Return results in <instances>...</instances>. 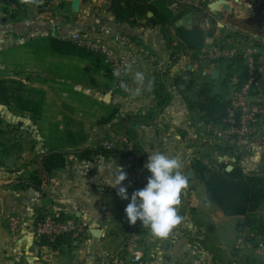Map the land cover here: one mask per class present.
I'll use <instances>...</instances> for the list:
<instances>
[{
    "label": "crops",
    "instance_id": "obj_1",
    "mask_svg": "<svg viewBox=\"0 0 264 264\" xmlns=\"http://www.w3.org/2000/svg\"><path fill=\"white\" fill-rule=\"evenodd\" d=\"M57 1L29 5L25 16L18 20L3 13L0 47L50 35L73 40L74 35L81 34L93 40L103 30L111 29L139 39L152 58L141 52L131 57L127 70L128 91L117 90L115 82L101 79L108 72L102 58L86 60V99L92 104L86 116L92 112L91 122L97 120L95 125L86 121V130L82 127L80 132L61 125L62 119H59V130L36 132L34 145L30 150L24 145L20 159L5 158L0 153V264H104L108 252L122 247L131 227L140 234L144 264H246L237 256L235 248L245 217H227L210 202L205 184L193 165L197 160L210 164L214 158L222 157L226 164L247 175L264 177V116L258 136L244 151H238L232 142L220 141L215 136L214 130L221 124L207 123L205 112L198 105L204 89L209 90L211 97L225 95L230 101L238 88L239 72L233 69L236 76L229 78L230 59L212 61L209 57L211 52L229 49L227 45L220 47L226 35L233 45L229 49L235 53L233 58H243L247 49L258 50L260 80L264 77V0H157L154 3L159 12L165 9L174 17L180 16L165 28L156 22L152 27L147 19L135 23L131 18L132 26L122 24L106 0H87L82 5L83 14L72 11L71 0H63L65 9H60ZM178 28L204 32L203 49H188L177 36ZM107 41L118 54L127 52L110 39ZM48 60L53 64L62 62L67 67L85 62L51 55ZM204 63L209 64V70L220 72L218 80L205 78ZM138 74L142 79H138ZM109 93L112 97L107 103ZM254 94V99L264 106V91L259 88ZM165 100L167 104L160 107ZM128 131L134 133L133 142L128 140ZM70 136L73 140L67 142ZM58 138L65 141L59 142ZM104 143H114L127 151H132L134 144L139 146L145 185L150 175L145 165L153 152L180 158L181 171L188 178L178 206L183 220L168 237H153L140 221L130 224L125 214L130 200H122L118 190L108 184L123 169L127 174L123 186L131 197L136 191L132 172L134 154L124 158L99 156L92 161L80 160L75 155L76 150L93 149ZM207 144L214 148L215 156L199 159ZM52 150L68 153V166L49 177L41 161ZM34 171L42 175L41 191L16 187ZM46 199L52 201L51 207L43 206ZM46 212H56L62 219L82 223L86 233L71 246L52 251L35 235L36 223ZM255 216L264 220V202ZM12 219L17 222L15 229L11 226ZM96 231H100L99 237L94 235ZM245 252L252 256L248 264H264V240H255L253 250Z\"/></svg>",
    "mask_w": 264,
    "mask_h": 264
},
{
    "label": "trees",
    "instance_id": "obj_2",
    "mask_svg": "<svg viewBox=\"0 0 264 264\" xmlns=\"http://www.w3.org/2000/svg\"><path fill=\"white\" fill-rule=\"evenodd\" d=\"M45 0H0V3L7 5L15 4L17 8L13 12H9L8 8L4 9V13L10 16L12 20H18L25 16L29 5H35ZM110 4L112 12L117 19L130 16L136 23L139 20H146L149 12L154 13L156 25H163L165 28L180 16L174 17L171 12L163 9L158 11L155 3L148 0H106ZM66 3L63 2L59 6L65 9ZM177 36L183 41L186 47L193 51H200L205 45L204 32L199 29L178 28ZM131 37V36H130ZM136 39L135 37H132ZM42 52L60 58H76L81 61L97 60L103 57L98 53L82 48L73 40H63L57 35H50L46 38L37 40ZM104 63V60H103ZM228 69L230 71L229 78L236 76L232 71L237 70L239 82L237 87H241L247 79V70L242 57L232 58L229 61ZM20 88L8 87L4 82L0 81V106L11 108L16 105L19 109L27 108L34 115L40 117L44 106V98L35 99L26 96L25 92L28 88L19 83ZM24 93V94H23ZM198 101L199 107L205 112L204 119L209 124H222L227 116L229 101L225 95L211 97L209 90L204 89ZM167 104L165 100L159 106L164 107ZM26 110V109H25ZM33 117V116H32ZM4 122L0 120V148L5 158L20 156L24 153V145L16 138L8 136L4 131ZM130 142L134 141V133L127 132ZM72 136L67 137L66 141H72ZM75 140V139H74ZM59 142L65 141L64 138L57 139ZM75 155L80 160L92 161L95 157L105 158H124L132 154L142 153L138 145H133L132 151L119 149L108 150L103 144L93 149H85L83 151H75ZM68 153L52 150L42 158L43 171L51 177L54 172L64 169L68 166ZM196 175L205 184L208 200L216 204L227 217H245L244 227L248 228L252 233L264 235V220H258L255 213L261 208L264 202V177L250 176L245 174L241 169L235 168L232 172H226V165L205 164L197 160L193 165ZM44 181L40 171H34L23 183L17 185L22 190L33 189L41 191ZM79 237L74 234L62 236L57 239L55 244H49L43 240V246L52 249L54 252L60 251L62 246H71L74 240ZM255 238L251 237L253 241Z\"/></svg>",
    "mask_w": 264,
    "mask_h": 264
},
{
    "label": "built area",
    "instance_id": "obj_3",
    "mask_svg": "<svg viewBox=\"0 0 264 264\" xmlns=\"http://www.w3.org/2000/svg\"><path fill=\"white\" fill-rule=\"evenodd\" d=\"M148 1L154 3L157 0ZM5 8H8L9 12H13L17 6L0 3V24ZM108 39L126 49L127 52L123 55L118 54L109 46ZM73 41L82 48L98 53L103 57L105 67L114 78L117 90H129L127 70L131 57L135 53L141 52L152 58L150 53L142 48L139 39H134L111 29L103 30L100 36L93 40L87 39L86 35H74ZM234 55L233 50L226 48L211 52L209 57L212 61H217L231 59ZM257 56L258 50L256 48L247 49L243 53L247 79L241 87L233 92L229 101L227 116L221 126L214 130L215 136L220 141L232 142L233 147L238 151H244L249 143L258 136L259 124L264 116V106L254 99V93L259 89L260 81ZM103 146L108 150L116 147L114 143H104ZM134 158L135 165L132 167V172L136 181V190H139L145 187V177L141 168V155L134 154ZM16 225L17 222L12 219V228L15 229ZM85 233L86 230L82 223L62 219L61 215L56 212L44 213L35 226L36 237L39 240L47 241L49 244H55L58 238L65 235L74 234L80 238ZM251 241V231L244 227L236 241V250H253ZM104 264H144V251L141 246L140 234L136 228L131 227L127 230L122 247L116 252H108L104 257Z\"/></svg>",
    "mask_w": 264,
    "mask_h": 264
},
{
    "label": "rangeland",
    "instance_id": "obj_4",
    "mask_svg": "<svg viewBox=\"0 0 264 264\" xmlns=\"http://www.w3.org/2000/svg\"><path fill=\"white\" fill-rule=\"evenodd\" d=\"M62 2L63 0L57 1L59 4ZM39 44L41 42L38 43L37 40L32 39L29 42L0 47V81L8 87L15 88H20L19 83L25 86L27 83L28 89L24 91L26 96L35 99L44 98L39 121L34 119V115L27 108L19 109L16 105L11 108L0 106V120L4 122V131L8 133V136L23 143L27 150L34 145V136L38 133L59 130V119H62L61 125H67L80 132L83 128L86 130V121L92 125H95L94 122L97 121L91 122L92 112H88L86 116V110L92 108L88 97L86 99V62H75L69 64V67L62 62L53 64L48 60V54L40 50ZM103 76L105 78L101 79L105 82H115L108 72ZM66 117H69L68 121ZM1 152L2 148H0ZM16 159L20 157L16 156ZM211 163L220 164L217 158H214ZM252 235L255 238L251 241L252 245L255 244V240H264V235L251 232V237ZM242 251L244 252L241 254ZM245 251L247 250H236V254L248 264L252 261V256Z\"/></svg>",
    "mask_w": 264,
    "mask_h": 264
},
{
    "label": "clouds",
    "instance_id": "obj_5",
    "mask_svg": "<svg viewBox=\"0 0 264 264\" xmlns=\"http://www.w3.org/2000/svg\"><path fill=\"white\" fill-rule=\"evenodd\" d=\"M138 79H142L138 74ZM182 162L164 152H153L145 165L150 173L145 187L136 190L129 197L123 182L127 179L123 169L108 184L117 189V195L130 202L125 214L130 224L140 221L153 237L166 238L178 226L183 217L178 214L181 194L187 188L188 178L181 171Z\"/></svg>",
    "mask_w": 264,
    "mask_h": 264
},
{
    "label": "water",
    "instance_id": "obj_6",
    "mask_svg": "<svg viewBox=\"0 0 264 264\" xmlns=\"http://www.w3.org/2000/svg\"><path fill=\"white\" fill-rule=\"evenodd\" d=\"M86 1L87 0H71V9H72V11L74 13H76V14H83L82 5L85 4ZM228 8L229 7H227V9ZM232 12H234V11H232ZM153 17H154V13L153 12H149L148 15H147V24L152 26V27H155V21H154ZM119 22L122 23V24H126V25H129V26H132V22H131V17L130 16H127L125 18H120ZM210 37H213V35H210ZM223 45H227L229 49H233V45L228 42V36L227 35L220 42V47H222ZM202 70H204L206 72L205 78L207 80H214L215 81V80H218L219 77H220V72L218 70H209V64L208 63L202 64ZM258 86H259V88L261 90L264 91V77L259 81V85ZM111 97H112V95L110 93L107 94L105 101L107 103H109ZM215 153L216 152H215L214 148L210 144H207V145L204 146V148L201 151V153L199 154L198 158L202 159L204 157H213V156H215ZM217 159H218V162L220 164H226L224 158L218 157ZM234 169H235V167L233 165L226 164V172L230 173ZM43 206L51 207L52 206V201L50 199H46L43 202ZM94 235L96 237H99L100 231H96V233Z\"/></svg>",
    "mask_w": 264,
    "mask_h": 264
}]
</instances>
